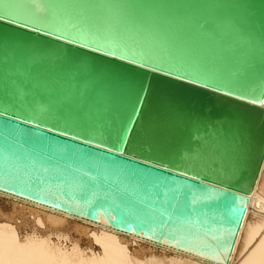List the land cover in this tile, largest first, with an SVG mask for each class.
Returning a JSON list of instances; mask_svg holds the SVG:
<instances>
[{
  "label": "bare ground",
  "instance_id": "bare-ground-1",
  "mask_svg": "<svg viewBox=\"0 0 264 264\" xmlns=\"http://www.w3.org/2000/svg\"><path fill=\"white\" fill-rule=\"evenodd\" d=\"M4 2L0 0V4ZM8 2L13 6L12 16L5 18L8 21L45 28L84 46L124 55L264 108V0ZM56 50L61 51L62 46ZM14 54L12 48H0V60L11 63ZM8 65L3 70L8 71ZM98 68L100 74L101 69L111 67L102 64ZM77 69L72 66L67 72L63 67V71L51 72L43 91L30 104L32 91L25 97L28 88L22 86L23 78L12 76L0 96V113L171 168L219 189L205 185L199 191L190 186L195 197L227 196L225 189L234 188L235 223L227 227L225 244L216 248L210 236L219 234L218 226L204 215L176 218L160 236L155 227L139 228L110 218L102 210L94 215L66 207L21 191L17 183L1 178L0 264H264V127L256 142L246 136L248 127L261 116L250 113L245 118L244 109L235 107V117L219 119L211 130L200 122L186 121L182 127L186 114L180 113L177 126L169 127L177 111L170 109L169 101L154 98L135 121L126 143L131 117L124 115L121 107L116 112L113 109L122 99L121 106L133 101L135 94L121 88L113 97L112 90L90 87L87 79L69 77ZM3 76L0 71V79ZM39 81L37 78L34 85ZM1 84L2 80L0 88ZM14 94L20 97L17 105L11 100ZM69 100L74 103L68 107ZM63 108L67 113L60 117ZM104 122H108L107 131L101 133ZM223 123L225 131L220 126ZM185 130L198 138L189 151L184 150L185 144L181 147L170 142L176 135L179 142ZM209 131L210 141L199 152ZM161 143L155 158L152 150ZM148 145L151 150L145 151ZM177 147L181 149L172 159ZM241 207L246 211L238 221L236 213ZM213 216L211 213L210 218Z\"/></svg>",
  "mask_w": 264,
  "mask_h": 264
},
{
  "label": "water",
  "instance_id": "water-1",
  "mask_svg": "<svg viewBox=\"0 0 264 264\" xmlns=\"http://www.w3.org/2000/svg\"><path fill=\"white\" fill-rule=\"evenodd\" d=\"M0 24L3 25L0 29L1 50L12 48L15 53L11 55V63L0 60V66L2 65L0 71H4V76L0 79L2 80L0 96L11 84L10 78L18 76L23 78L22 86L28 88L24 96L27 97L32 91L31 99L27 102L30 104L43 91L51 72L63 71V67H67L68 70L65 71L68 72L73 66L78 69L69 77L77 80L87 79L86 83H89L90 87L107 92L112 90L114 93L110 94L113 97L121 88L135 94L133 101L121 106L122 99L113 109L116 112L121 107L124 115L131 117L125 133L126 143L133 134L135 121L146 109L148 101L154 98L160 102L169 101L170 109L175 108L177 111L170 119L169 127L177 126L179 114L184 113L186 115L182 120V127L186 125V121L200 122L203 126L210 125L212 130L219 119L235 117L237 113L235 107L239 106L244 109L245 118L250 113L261 116L255 118L253 126L248 127L246 136L249 140L256 142L264 127V108L261 105L138 64L136 63L138 60L124 55H112L100 49L84 46L75 40L63 38L62 35L29 23L23 24L30 27L1 19ZM60 46H62L61 51H53L55 47ZM20 62L21 64L18 65ZM6 64H10L8 71L3 70ZM102 64L111 68L105 71L101 69V73L98 74V67ZM37 78L40 81L34 85ZM95 95L85 106L82 104V107L86 108ZM18 99L20 97L15 94L12 96L14 105L18 104ZM73 103V100H69L66 104L69 107ZM103 105L104 101L101 102L100 108ZM65 111V108L60 111V117L66 116ZM107 123H103L101 133L107 131ZM244 124L245 120L240 128L242 132L245 129ZM224 125L223 123L220 126L225 131ZM185 131L179 142L177 135L170 138V142L177 143L181 147L185 144L184 150L189 151L192 145H196L198 138L190 137V130ZM211 132H207L199 152L204 151V146L210 141ZM199 134L198 131L196 136L199 137ZM238 136L243 140L242 133L239 132ZM162 143L155 151L152 150L155 158L160 153ZM172 144L168 146L172 147ZM181 147L174 149L172 159L179 153ZM144 150H151L150 145ZM1 178L17 183L21 191L24 189L41 198L47 197L66 207L94 215L102 210L110 218L134 224L139 228L155 227L156 233L160 236L166 234L167 226L176 218L185 220L187 217L204 215L212 224L218 226L219 234H215L213 238L210 236L216 248H221L225 244L227 227L235 223L233 219L235 206L232 203V198L235 196L231 195L234 188L225 189L227 196L195 197L190 186H194L199 191L205 189V185L211 190L219 189L199 178L171 168L152 164L3 113H0ZM245 211V208H239L236 213V216H239L238 221ZM211 213L214 214L213 218H210Z\"/></svg>",
  "mask_w": 264,
  "mask_h": 264
},
{
  "label": "snow or ice",
  "instance_id": "snow-or-ice-1",
  "mask_svg": "<svg viewBox=\"0 0 264 264\" xmlns=\"http://www.w3.org/2000/svg\"><path fill=\"white\" fill-rule=\"evenodd\" d=\"M12 5L5 0L3 4H0V19H5L7 17L12 16Z\"/></svg>",
  "mask_w": 264,
  "mask_h": 264
},
{
  "label": "rangeland",
  "instance_id": "rangeland-1",
  "mask_svg": "<svg viewBox=\"0 0 264 264\" xmlns=\"http://www.w3.org/2000/svg\"><path fill=\"white\" fill-rule=\"evenodd\" d=\"M80 242H81V241H80ZM84 242H87V240L85 239ZM138 255H139V254H138ZM138 255H137V256H138ZM140 256H142V255H140Z\"/></svg>",
  "mask_w": 264,
  "mask_h": 264
}]
</instances>
